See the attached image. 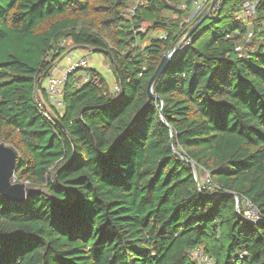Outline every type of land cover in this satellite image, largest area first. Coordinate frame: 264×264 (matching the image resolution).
<instances>
[{
	"label": "trees",
	"instance_id": "obj_1",
	"mask_svg": "<svg viewBox=\"0 0 264 264\" xmlns=\"http://www.w3.org/2000/svg\"><path fill=\"white\" fill-rule=\"evenodd\" d=\"M193 1L139 0L129 15L134 0H0V143L15 182L42 188L0 194V264H197L196 247L264 264V0L249 25L233 20L243 0H221L148 101ZM153 31L166 37L142 45ZM83 46L110 59L120 92L95 68L81 85L72 73L50 120L43 75Z\"/></svg>",
	"mask_w": 264,
	"mask_h": 264
},
{
	"label": "built area",
	"instance_id": "obj_2",
	"mask_svg": "<svg viewBox=\"0 0 264 264\" xmlns=\"http://www.w3.org/2000/svg\"><path fill=\"white\" fill-rule=\"evenodd\" d=\"M139 0H134V5L128 9V11L126 12L127 14L131 15L133 12L134 7L136 6V4L138 3ZM221 0H215L213 4H211L212 0H194L193 4H192V9H193V13L196 14L197 12H199L200 14V10L202 8L205 7L204 10H207L208 12H211V10L213 11V15L215 16L216 13V9L218 8L219 4H220ZM183 6V5H182ZM249 8L254 9V7H252L250 5V3H246L243 6V10L244 11H249ZM244 12V14L246 13ZM195 21V20H194ZM194 22L192 23L191 26H193ZM148 28H150V23L147 21H144L141 23L140 27L137 28L136 31H140V32H145L146 30H148ZM192 31V30H191ZM187 34V30L183 31L182 33V37L181 40H185L182 38H185ZM161 38H165L166 37V33H163L160 35ZM178 40V39H177ZM65 42V40L62 41V44ZM189 42V39H186L185 43L182 45V48L185 47ZM178 42L175 45H172L171 49H170V55L172 56L173 53H175V49L177 47ZM62 58L65 60V63L63 66H59L61 67L60 69H54V66L52 65V67L50 68V71L48 73V75H46L45 77V92H46V99H44L42 97V95L39 93L38 94V98L37 100L40 102L39 104L41 105V103H43L44 105V111L43 114L46 116V118L53 120V108L55 107L56 110H61L62 109V96H63V89H64V85L67 82L68 77L72 74L75 73V71L77 70H83L82 73H80V80L78 82V84H84L86 83L89 78L90 75L88 73V69L89 67V61L86 57L84 56H78V55H72L71 51L68 50L64 53V55H62ZM94 84H99L98 83V78L95 77L92 79ZM112 91L113 94H119L120 92V86L118 85V83L115 82L112 85ZM48 103L50 105V107L52 106L53 108L50 109L47 107ZM14 176V173H13ZM13 181L14 177H13ZM243 206L245 208L244 212H248L251 214H249V216L252 218L251 222H255L258 218V210L256 209V207L250 202V201H245L243 203ZM248 207V208H247ZM237 210L239 211V207L237 206ZM243 212V213H244ZM245 217V216H244ZM256 217V218H254ZM246 218V217H245ZM191 257L194 261H196L197 264H213V260L210 256H208L207 254H205L202 249H200L199 247L193 249L191 251Z\"/></svg>",
	"mask_w": 264,
	"mask_h": 264
},
{
	"label": "rangeland",
	"instance_id": "obj_3",
	"mask_svg": "<svg viewBox=\"0 0 264 264\" xmlns=\"http://www.w3.org/2000/svg\"><path fill=\"white\" fill-rule=\"evenodd\" d=\"M250 3V5L252 6V7H254L255 6V0H243V3H242V5H241V10L239 11V12H237L236 14H234V19L233 20H235V19H245L246 21H247V23H248V25L250 24V22H251V20H252V17L254 16L253 14H254V9H251V8H249V11H244L243 10V6H244V4H246V3ZM204 9H205V7L204 8H202L201 10H200V13H202L203 11H204ZM244 12H246L245 14H244ZM211 13L213 14V11L211 10ZM211 13H209L208 11H207V13L205 14V18H207V16L209 15V14H211ZM165 14V16H167V17H169V18H171V17H173V14L172 13H170V12H165L164 13ZM199 15V12H197L196 14H194L193 13V9H191L190 10V13H189V15L187 16V18L182 22V24H181V29H183L182 30V32L180 33V36H179V38H178V40L176 41V43L178 42V44H177V47H176V49H175V52L178 50V49H180V48H182V45L185 43V41H186V39H188V37H189V34L192 32L191 30H193V29H195L199 24H196L195 26H194V24H193V26H191V24L194 22V20L197 18V16ZM204 18V19H205ZM203 19V20H204ZM202 20V21H203ZM209 23V18L205 21V25H204V27L207 25ZM186 31L187 30V34H186V36H185V38H182V39H185V40H181V37H182V33H183V31ZM163 33H165L164 31H153V32H150L149 34H147V37L145 38V40L144 41H142L141 42V44L142 45H146V44H148V42H149V37L150 36H160L161 34H163ZM176 43H174L173 45H175ZM67 47H69L68 45H67ZM73 48V47H72ZM78 48H80V47H74V49H73V51L75 52V50H77ZM71 50V49H70ZM72 51V52H73ZM86 51H87V54H86V57L88 58V60L90 59L91 61H93V65H94V67L95 68H97L98 70H99V72H100V74H101V76L102 77H106L107 78V81H108V86H107V88H108V90H109V92H111V93H113V91H112V85H113V83L115 82V80H116V78H115V74H114V72H113V70H112V65H111V61H110V59L106 56V55H104V54H102V53H100V52H94V51H88V50H84V52L86 53ZM75 53H78V51H76ZM75 55H77V54H75ZM173 55H174V53H173ZM172 55V56H173ZM100 56V58H99V60H100V63L101 64H97V61H96V59L98 58ZM64 63H65V60L62 58L60 61H58V62H56V63H54L53 64V66H54V69H60L61 67H59V66H63L64 65ZM52 67V66H51ZM83 72V70H77V71H75V74L77 75V76H79V78H81V76H80V73H82ZM107 73V74H106ZM79 80V79H78ZM79 82V81H78ZM47 104V107L48 108H50V109H52L53 107L51 106L50 107V105L48 104V103H46ZM53 109H55V107L53 108ZM3 144H6V143H3ZM7 145V144H6ZM196 176H197V179H199V180H202V181H204V182H206L207 181V178H208V173L207 172H196ZM25 186H26V194L28 193V190L29 189H38V190H42V188H40V187H38V186H35V188H29L27 185H26V183H25ZM27 197V196H26ZM243 206V205H242ZM248 208V207H247ZM245 217H246V220H249V221H252V218L249 216V214H251V212L250 213H246V212H244V213H242ZM254 218H256V217H254Z\"/></svg>",
	"mask_w": 264,
	"mask_h": 264
},
{
	"label": "water",
	"instance_id": "obj_4",
	"mask_svg": "<svg viewBox=\"0 0 264 264\" xmlns=\"http://www.w3.org/2000/svg\"><path fill=\"white\" fill-rule=\"evenodd\" d=\"M215 0H212L211 4L214 3ZM207 10H204L200 13L194 21V26L199 24L204 18ZM82 49H88V47L83 46L80 47ZM170 50L165 52L162 55L160 63L158 64L154 74L148 81L146 92L148 95V101L154 97V93L152 90L153 83L155 79L159 76V74L164 69L167 62L172 57L170 54ZM47 73L43 75L46 77ZM16 151L9 145L0 143V194H2L5 198L9 200H15L17 202H23L26 199V186L25 182H15L13 181V173L15 170V163L17 160ZM32 191H41L38 189H30Z\"/></svg>",
	"mask_w": 264,
	"mask_h": 264
},
{
	"label": "crops",
	"instance_id": "obj_5",
	"mask_svg": "<svg viewBox=\"0 0 264 264\" xmlns=\"http://www.w3.org/2000/svg\"><path fill=\"white\" fill-rule=\"evenodd\" d=\"M148 43H149V42H148ZM73 49H74V47L71 48V50H70L72 55L77 54L78 56H84V57H86V54H87V51H86V53H85L84 50L91 51V50H89V49L78 48L77 50H75V52L78 51V53H75V52L73 51ZM72 51H73V52H72ZM86 58H87V57H86ZM99 58H100V56L96 59L97 64H98V63L101 64ZM61 59H62V57H60V58L58 59V61H60ZM87 59H88V58H87ZM58 61H57V62H58ZM88 61H89V67H90V68H95L94 65H93V61H91L90 59H89ZM95 69L98 70L97 68H95ZM98 71H99V70H98ZM106 74H107V73H106ZM104 77H105V76H104ZM105 78H106V77H105ZM43 85H44V87H45V81H44Z\"/></svg>",
	"mask_w": 264,
	"mask_h": 264
},
{
	"label": "clouds",
	"instance_id": "obj_6",
	"mask_svg": "<svg viewBox=\"0 0 264 264\" xmlns=\"http://www.w3.org/2000/svg\"><path fill=\"white\" fill-rule=\"evenodd\" d=\"M88 49L92 51V49H90V48H88Z\"/></svg>",
	"mask_w": 264,
	"mask_h": 264
}]
</instances>
